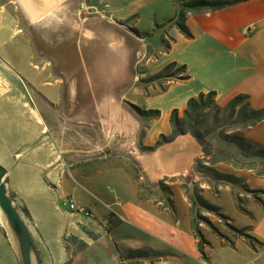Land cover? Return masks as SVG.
<instances>
[{
	"label": "crops",
	"instance_id": "obj_1",
	"mask_svg": "<svg viewBox=\"0 0 264 264\" xmlns=\"http://www.w3.org/2000/svg\"><path fill=\"white\" fill-rule=\"evenodd\" d=\"M105 4L108 7L103 14L83 9H99L98 5L103 8ZM175 12L173 0H0V164L7 170L8 194L25 215L43 264H125L127 260L129 264H165L185 256H204L207 264H264V208L237 183L227 182L228 187L217 199L207 197L220 207L229 224L247 227L246 232L257 242L251 245L244 237L221 228L228 238L225 241L201 226L207 244L208 235L217 242L218 254L204 248V255L200 253L186 205L189 231L181 232L182 238L173 237L176 254L168 252L158 261L126 257L131 249H157L152 236L143 230L131 246L123 237L87 235L75 219L71 220L72 213L65 217L57 213L56 194L58 198L72 194L79 206L72 191V183L77 181L86 190L84 184L106 185L107 191L114 192L119 183L124 188L132 185L128 192H115L127 219L122 223L138 225L137 220L161 221L159 217L167 216L152 202L137 198L135 184L121 168H70V157L62 150H69L71 133L106 134L111 141L105 144H111L119 131H127L122 117L130 118L132 125L134 120L146 118L143 141L150 146L160 134L170 132L172 110L181 115L190 97L211 90L220 106L241 93L248 96L253 108L264 107V0H240L217 10L190 13L186 24L191 38L167 22ZM160 21L164 22L163 38L169 40L170 47L153 51L143 34L155 31ZM248 27L252 30L246 33ZM176 47L182 48L181 54L169 62L184 64L183 74L188 78L166 80L160 86L157 80L142 82L169 63L161 58ZM175 84L185 89L166 110L143 103L165 94ZM124 104L140 110L156 109L159 115L139 116ZM57 134H62V139ZM245 135L264 146V120L247 129ZM207 140L212 147L223 146L217 133L209 134ZM19 147L20 151H12ZM229 147L239 153L234 145ZM203 157L200 143L184 134L160 145L141 161L147 174L161 177L188 172L195 168L196 159ZM229 172L242 178L249 188L264 190V178L250 170ZM229 190L245 197L242 206L249 214L237 208L241 222L228 215L221 204ZM232 198L236 205V197ZM97 200L80 208L87 206L100 217L95 227L109 228L108 232L119 229L122 223L109 222L108 203L99 197ZM76 241L84 245L77 251ZM0 264H20L14 239L8 237L1 223Z\"/></svg>",
	"mask_w": 264,
	"mask_h": 264
},
{
	"label": "rangeland",
	"instance_id": "obj_2",
	"mask_svg": "<svg viewBox=\"0 0 264 264\" xmlns=\"http://www.w3.org/2000/svg\"><path fill=\"white\" fill-rule=\"evenodd\" d=\"M98 6L99 8H101L100 5ZM163 24L164 22L160 21L158 24H155L157 26V29L155 31H150V32L143 34L145 41L149 43L152 47L150 48V50L164 51L165 42L163 41V36H164L163 27H161L163 26ZM181 49L182 48H179V47L173 48L172 50H170V52L168 51V54H166L164 57L161 58V61L169 62L173 60V58H176L181 54ZM163 79L164 78L158 81L159 86L161 83H164V84L167 83L166 80H163ZM175 80L176 79H172L170 82L175 81ZM184 89L185 87H180L178 84L171 85L169 87V90L165 94L153 96L145 100L143 103L148 104L152 107H157L162 110L164 109L166 110L167 107H169L171 103L175 102V100L183 93ZM124 106L131 111L134 110V112L135 111L136 113L138 112L136 108H134L132 105L124 104ZM138 113L140 114L139 116L144 115L140 112ZM121 120H122L121 122L123 123L124 127L127 126V131L126 130L119 131V133L112 138L113 143L111 144H105L106 141H111L110 137H106V134L92 132V133H86L87 135L85 136V134L83 135V134L76 133V132L71 133L70 134L71 146L69 150H66V149L62 150L67 155V157H70V160H71L70 162L72 164L70 168H74L76 167V165L77 167L80 166L82 168H88V170H93L98 167L100 168H107V167L121 168L126 173H128V175L130 176V179L135 184L137 198L140 201L152 202L154 205L158 207L159 210H165L164 213L167 216H164L165 218L163 216L159 217L161 221L159 220L157 221L154 219H152L151 222L137 220L138 225L135 224L134 222L131 225H128L126 223H122L127 220L125 215H124L125 220L120 221V219L117 220L116 218H113L109 214L110 223L112 224L122 223V224H121V227L117 229L116 231L108 232L109 228H105L104 230L103 228L95 227L96 225L100 224V219H99L100 217H98V215L95 214V212L91 208L87 206L84 207L90 210L91 212L90 214H92V217L82 216V212H77V211L70 212L67 210V207L63 204V201H64V198L68 196L69 197L72 196L75 200V197L72 194L66 195L63 198L62 197L58 198L56 194L55 204H56L57 213L63 217H65V214L67 212L69 214L72 213L70 214L71 220L74 221L75 219V222L81 227V229L84 228V231L87 233V235L94 236V237L98 236V237L107 238V239L115 238V237H123L124 241L131 246L134 245L140 239L142 234H144L142 233V230H143L147 234L152 236L151 238L154 239V242H155L154 244L156 245L155 248L163 250L165 254L162 257H165L168 252L170 253L172 252L173 254L177 253L175 248H178V247H175V245L174 246L172 245V243H175V240L173 239V237L175 236V239L180 238L181 232L186 231V230L189 231L188 229L189 221H188V215L186 211V206H188L190 217H191V213H190L191 209L193 210V216L196 219L198 217L196 214L199 212L200 215L206 217L207 220L210 222V224H212L218 230V233L216 234L220 238L225 239V241H228V238L219 229L222 228L230 232H234L229 227V225H232V224H229L227 222V219L221 218L217 213L207 211L206 209L201 207L198 203L192 204V200H194L197 194H199L200 196H202L204 199H206L209 202L210 200L208 199V197L217 199L222 195V191L228 187L227 185L229 183L217 180L212 175H210L208 172H204L203 174L199 173L196 171L195 168H192V170L185 172L183 174L174 175V176L162 175L161 177H156V176L147 174L146 170L143 168L141 160L144 156H151L152 152L155 151V149L154 150L146 149L148 145H144V141H143V138L146 135L145 132L148 126V122L146 121V118L145 119L142 118L141 122H139L136 119L134 120L135 122L132 125L130 122V118L127 119V118L122 117ZM225 127H228V125H225ZM211 133H217V131H212ZM57 135H60V139H62V134H57ZM222 142H223V146L220 148L234 152V150H232L229 147L230 144L224 141ZM102 145H104V147H102ZM20 150H21L20 147L16 149H12L13 152L20 151ZM234 153L236 154V156H238V158L242 160H246L245 158H243V156H240L239 153H236V152ZM205 160L206 159L203 158V162L208 165V163ZM256 160L257 162H259L258 159ZM219 163H221L222 166H218ZM212 166L213 168L217 169L219 172H222V173H230L229 169L231 171L240 170V169L249 170L246 168L232 167L231 165L224 163V162H217V163H214ZM257 166L260 167L259 164ZM250 171L255 176H257L252 170ZM133 176L135 179L133 178ZM78 180L82 184H84L82 179L78 178ZM161 180H163L164 186H166L165 188L160 187L159 182ZM73 181H75L74 178H73ZM75 183L74 182L72 183L74 184L75 187H74V190H72V188L71 190L77 195L78 200L76 198V201L79 204L78 206L79 208H80V205L88 204L89 202H93L94 200L96 201L98 197L108 204H113L116 201H119L122 204V201L119 198H117L115 192L123 193V192H128V190L129 191L132 190V185H129L124 188L122 187V184L120 183H119V187L117 188V191L115 192L112 191L111 189L107 191L106 190L107 186L106 185L102 186V184L98 186H91V185L84 184L88 187V190H86L83 186L77 184L78 183L77 181ZM229 192L231 194L230 193H228V195L225 194L223 197V203L221 204L224 207V210L226 211L228 215H231L232 217H234L237 220V222H241L242 220L237 217V212H239V210L237 209L235 202L232 198V196L233 197L235 196L236 198H238V195L234 193V191L232 190H229ZM241 192L242 194H245L243 190H241ZM260 195H263V194H260ZM125 196H127V194ZM128 197H130V195H128ZM239 198H242L241 204H243L244 203L243 199L245 198L244 195ZM127 199L129 198H126L125 200ZM96 202L99 203L98 200ZM170 202H173V204L176 203V209L174 208V211L168 208L169 207L168 205H170ZM212 204L216 205L214 203ZM219 210L220 212L222 211L221 209ZM21 214L26 219L25 215L22 212ZM198 220L201 221L199 224L200 229H201V226H204L212 230L213 232H215L212 229V227L209 225V223L201 219H198ZM0 223L6 230L8 237L13 239L9 228L7 227V225H5L6 223L4 224L1 221ZM247 229L248 228H246V230ZM146 230H149V231H146ZM53 236H55V234H53ZM206 237L210 241V245L208 244L204 245L205 251L206 252L210 251V254H218L219 248H218V244L215 241V239L211 238V236L209 235ZM76 242H78L76 243V247H75L76 251L84 247V245H82L80 241H76ZM152 258H154L155 261H158L157 256H153ZM191 260H194V261H191ZM205 260L206 258L204 256H202V258L200 259L185 256V257H180L179 259H176V260L170 259L165 264H207L206 263L207 260L206 261ZM125 264H129L128 260L125 261Z\"/></svg>",
	"mask_w": 264,
	"mask_h": 264
},
{
	"label": "trees",
	"instance_id": "obj_3",
	"mask_svg": "<svg viewBox=\"0 0 264 264\" xmlns=\"http://www.w3.org/2000/svg\"><path fill=\"white\" fill-rule=\"evenodd\" d=\"M240 0H173L176 6V12L170 17L167 22L175 26L185 37L191 38L192 33L186 24V18L190 13L200 11H213L225 6L234 4ZM165 42V50L170 47L168 39L163 38ZM185 71V65H178L177 62L172 61L165 65L159 72L149 76L146 79H142V82L160 81L162 78H174V79H186L188 75L183 74ZM215 91L199 92L196 96H192L187 100L186 107L182 114L179 115L177 109L172 110L169 118L170 132L168 134H160L158 139L153 145L147 146L146 149L154 150L160 145L168 142H172L177 136L190 134L193 136L202 146L204 159L208 163L203 162V158L196 159V171L199 173L208 172L214 178L223 182L237 183L244 191L250 193L252 198L264 208V198L260 194L264 195L263 189H251L244 180L231 173H222L213 168V164L217 162H224L232 167L246 168L252 170L257 176L264 177V146L259 145L245 135V131L264 120V107L253 108L250 105L248 96L246 94H236L232 96L223 106L216 103ZM136 110L144 115H153L157 117L159 110H140L138 107L133 106ZM221 123V124H220ZM228 125V127H225ZM212 131H217L219 138L229 144L236 146L239 150L240 156H243L246 160H242L236 156L234 152L225 150L220 147H212L207 140V136ZM259 162H257V160ZM260 165L257 166V165ZM134 178V176H133ZM135 179V178H134ZM160 187L165 188L163 180L159 182ZM193 203H198L201 207L209 212L217 213L221 218L227 219V217L220 212V208L213 205L202 196L197 194L192 200ZM242 198H236V206L239 210L249 214L242 206ZM169 209L174 211V204L170 202ZM27 215V211L23 210ZM191 213V226L194 234L198 238V247L202 255H204L203 248L207 244L202 231L199 227L201 219L212 227V229L218 233V230L210 224L206 217L196 214L197 219L193 216V210ZM229 227L238 235L244 237L251 245L257 242L256 238L246 233V228H236L233 225ZM163 252L154 249L152 247H142L131 249L127 252L128 258H142V257H162Z\"/></svg>",
	"mask_w": 264,
	"mask_h": 264
},
{
	"label": "water",
	"instance_id": "obj_4",
	"mask_svg": "<svg viewBox=\"0 0 264 264\" xmlns=\"http://www.w3.org/2000/svg\"><path fill=\"white\" fill-rule=\"evenodd\" d=\"M7 170L0 164V211L16 244L20 264H43L30 227L7 191Z\"/></svg>",
	"mask_w": 264,
	"mask_h": 264
},
{
	"label": "built area",
	"instance_id": "obj_5",
	"mask_svg": "<svg viewBox=\"0 0 264 264\" xmlns=\"http://www.w3.org/2000/svg\"><path fill=\"white\" fill-rule=\"evenodd\" d=\"M106 7H108L107 4H105L103 6V8H92V7H89V8H86L84 7L83 9L86 10L88 13H91V14H103L105 12V9ZM250 30H252V27H248L246 29V33H249ZM174 78H165L163 80H172ZM63 204L67 207V210L70 211V212H82V216H87V217H92V214H90V210L88 208H79L77 205H76V202L74 200V198L72 196H68V197H65L64 198V201H63ZM106 208L108 209L109 211V214L113 217V218H116L117 220L120 219V221H124L125 220V217L124 215L122 214L121 212V209H120V206H121V203L119 201H116L114 202L113 204H106L105 205Z\"/></svg>",
	"mask_w": 264,
	"mask_h": 264
},
{
	"label": "bare ground",
	"instance_id": "obj_6",
	"mask_svg": "<svg viewBox=\"0 0 264 264\" xmlns=\"http://www.w3.org/2000/svg\"><path fill=\"white\" fill-rule=\"evenodd\" d=\"M0 221L4 224L6 223L4 217L1 213H0ZM5 225H7V224H5Z\"/></svg>",
	"mask_w": 264,
	"mask_h": 264
}]
</instances>
